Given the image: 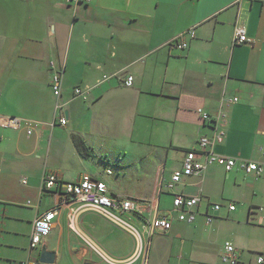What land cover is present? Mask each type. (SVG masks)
I'll return each mask as SVG.
<instances>
[{"label":"crops","instance_id":"1","mask_svg":"<svg viewBox=\"0 0 264 264\" xmlns=\"http://www.w3.org/2000/svg\"><path fill=\"white\" fill-rule=\"evenodd\" d=\"M237 24L250 44L232 42ZM191 29L186 49L169 44ZM51 61L63 69L57 98ZM127 75L131 86L122 84ZM75 86L86 99L74 97ZM235 96L217 138L212 117ZM0 114L33 122L29 134L0 125V264H42V247L53 264H221L226 241L237 264H264L256 261L264 256L262 177L212 165L167 187L202 135L218 154L264 162V0H0ZM52 171L65 181L91 174L112 196L154 198L158 211L170 210L176 194L201 198L191 223L171 211L165 234L143 232L155 208L122 216L142 234L136 253L133 237L93 210H79L71 228L69 208L79 202L62 198L50 234L31 250L33 220L60 200L41 191Z\"/></svg>","mask_w":264,"mask_h":264},{"label":"built area","instance_id":"2","mask_svg":"<svg viewBox=\"0 0 264 264\" xmlns=\"http://www.w3.org/2000/svg\"><path fill=\"white\" fill-rule=\"evenodd\" d=\"M88 2L89 0H85ZM189 35L194 36V31L187 30L181 35L175 36L169 44L177 47L178 49L184 50L187 48L188 43L185 37ZM232 42L234 44H250L252 42L251 37L246 33L244 26L237 24L234 26V33L232 37ZM48 67L51 72V78L49 79V85L52 90L54 97H59L61 95V80L63 69L56 66L55 62H50ZM108 76L104 75L103 78L106 79ZM133 82V77L127 75L123 78L122 84L124 86H131ZM74 97H81L86 99V92L80 86H75L73 88ZM238 100V97H232L226 100H222L220 107L212 117L217 138L224 135V131L227 127V108L234 102ZM63 104H58L57 108L62 110ZM200 118L202 120H211V116L208 112L202 109H198ZM60 124L64 125L66 123L65 117L62 115L59 118ZM33 122L21 119L17 116H4L0 114V125L3 127H25L27 133H31ZM213 139L202 135L197 141V146L195 149H188L184 152L183 160L181 161V166L178 170L173 171L170 181L167 184L168 188L173 187L174 183L181 181L184 176H192L201 174L209 166L216 165L221 166L225 171L231 170L234 166H238L246 173H252L256 177H262L264 179V162H254V161H238V159L230 156H225L218 154L212 150ZM41 191L56 194L60 200L55 206L47 209L40 213L35 220H33L32 232L29 238V247L34 250L38 247L42 237L48 236L51 232L52 222L55 217L59 214L60 208L65 204L64 199L77 200L79 205L76 207L69 208L68 213V225L73 228L76 214L79 210L89 209L95 211L103 218L110 221V223L126 231L129 235L133 237L135 253L142 246V234L132 227L129 222L126 221L122 216L124 215H139L144 213L146 210L155 208V212L150 220H147L143 224V232L150 236L154 231L159 234H165L172 224L171 211H177V219L180 221L193 222L195 218V207L200 201V196H185L181 194H176L173 197V207L168 211H158L155 205L154 198H150L147 201L142 199H134L127 197H117L112 196L109 192L107 184L97 179L95 176L83 173L75 181H65L62 180L58 172L52 171L47 172L43 175L41 179ZM64 198V199H62ZM63 200V201H62ZM212 210H219L221 204H212ZM230 211L235 210L236 205L234 203H229L227 205ZM260 211H264V207L258 208ZM207 222H211L212 218L210 215H206ZM88 244L92 247L97 254H99L103 259L113 263L114 261L106 255L104 250L97 245L92 239H88ZM224 252L220 257L221 264H237L239 253L237 252L235 246L226 241L223 245ZM257 263H262L264 261V256H258L256 258ZM28 264H39L36 261H29Z\"/></svg>","mask_w":264,"mask_h":264},{"label":"water","instance_id":"3","mask_svg":"<svg viewBox=\"0 0 264 264\" xmlns=\"http://www.w3.org/2000/svg\"><path fill=\"white\" fill-rule=\"evenodd\" d=\"M38 261L42 264H53L54 263V252L47 251L45 247H42L39 252Z\"/></svg>","mask_w":264,"mask_h":264},{"label":"trees","instance_id":"4","mask_svg":"<svg viewBox=\"0 0 264 264\" xmlns=\"http://www.w3.org/2000/svg\"><path fill=\"white\" fill-rule=\"evenodd\" d=\"M74 141H75V146H76V148H77V150L79 151V152H81V154H86L85 153V151H86V147H85V145H83V141H82V139L80 138V137H78V136H76V137H74Z\"/></svg>","mask_w":264,"mask_h":264}]
</instances>
